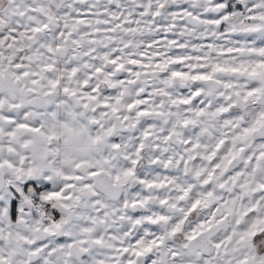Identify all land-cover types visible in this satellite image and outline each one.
<instances>
[{
	"label": "clouds",
	"instance_id": "9594fccd",
	"mask_svg": "<svg viewBox=\"0 0 264 264\" xmlns=\"http://www.w3.org/2000/svg\"><path fill=\"white\" fill-rule=\"evenodd\" d=\"M0 264H264V0H0Z\"/></svg>",
	"mask_w": 264,
	"mask_h": 264
},
{
	"label": "snow or ice",
	"instance_id": "6c2138e0",
	"mask_svg": "<svg viewBox=\"0 0 264 264\" xmlns=\"http://www.w3.org/2000/svg\"><path fill=\"white\" fill-rule=\"evenodd\" d=\"M27 186H25V188H26ZM15 204V202H13V205Z\"/></svg>",
	"mask_w": 264,
	"mask_h": 264
}]
</instances>
